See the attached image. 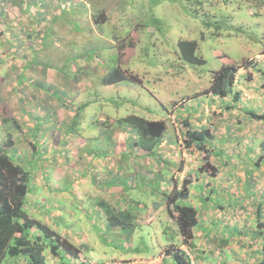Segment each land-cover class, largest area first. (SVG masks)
Masks as SVG:
<instances>
[{
    "label": "rangeland",
    "instance_id": "rangeland-1",
    "mask_svg": "<svg viewBox=\"0 0 264 264\" xmlns=\"http://www.w3.org/2000/svg\"><path fill=\"white\" fill-rule=\"evenodd\" d=\"M4 4L0 141L12 135L9 154L14 157L15 152L33 174L35 184L27 199L37 205L28 200L29 215L78 247H88L81 249L78 259L68 256V264H161L163 249L182 243L167 212L154 210L155 204H163L170 186L165 166L182 181L193 178L188 202L200 212L198 241L193 249L182 247L192 264H259L264 254V123L250 120L247 111L264 112V76L252 69L238 72L237 104L232 97L220 99L205 91L225 63L254 59L264 70V6L254 0ZM92 6L104 10L109 19L95 25ZM14 17L21 20L15 27L9 25ZM180 40H196L197 55L206 64L182 59ZM119 65L139 81L102 85L107 70ZM88 102L91 105L81 110L71 128V138L63 139L74 114ZM231 105L235 107L229 109ZM130 115L165 122L160 157L145 158L128 147L131 134L124 135L117 122ZM182 117L211 132L209 161L215 177L197 175L206 166L205 153L195 145L186 147ZM36 143L41 153L36 154ZM45 152L48 159L39 163ZM53 157L55 162H49ZM138 174L152 180L139 185ZM129 184L133 188L126 196L124 187ZM97 196L120 210L129 208L135 233L109 229L105 207L101 211L94 206ZM49 263L61 264L57 258H49Z\"/></svg>",
    "mask_w": 264,
    "mask_h": 264
},
{
    "label": "trees",
    "instance_id": "trees-1",
    "mask_svg": "<svg viewBox=\"0 0 264 264\" xmlns=\"http://www.w3.org/2000/svg\"><path fill=\"white\" fill-rule=\"evenodd\" d=\"M254 1L264 6V0ZM84 6L86 7L85 4ZM92 7L95 11L91 12L93 14L95 25H100L102 24V21H107L109 19V17H107V13L104 10L99 9L96 6ZM5 10L6 7L4 0H0V35L2 37L5 36L4 32H6V22L4 20L6 19L7 14ZM85 13L86 12H84V14ZM18 21L21 23L19 17H14L13 23L9 25H14L13 27H15ZM24 33H26V31ZM27 35L28 37H31L30 33ZM4 38L7 39V37ZM205 38L206 34L202 33V40H205ZM7 43L12 47L10 42ZM43 46L45 48L47 47L46 44ZM198 47L199 43L196 40H180L178 42V51L180 52L182 59L193 65H205L206 60L197 55ZM43 58L44 57L41 59ZM243 68L258 71L264 76V70L261 69L260 63L256 62L254 59L243 60V62L240 64L225 63L219 70L214 72L211 85L209 89L205 91V93L220 99L232 97L234 104L239 103L241 100V93L235 89V86L237 84L238 72ZM43 70H45V68L40 69L39 71ZM127 72V70L122 69L121 65L114 67L109 71L107 70L105 75L106 77H102V85L116 86L127 79L138 80L137 76ZM247 79L248 81L252 80L251 74L247 76ZM18 88L21 91L19 86ZM57 101L60 102L58 99ZM91 103L88 102L81 105L77 113L74 114L72 122L69 125L70 127H67L66 132H64L65 135L63 139L71 138V134L73 133L71 132V128L76 124L78 118H80L81 110L84 107L91 105ZM234 107L235 105L228 106L229 109ZM247 115L252 121L264 123V112L249 110L247 111ZM108 116L111 117V115ZM180 122L186 130V147L190 148L191 146L195 145L199 150L205 153L204 159L206 166L199 168L197 175L209 174L210 177H215L217 175V171L209 161L210 149H208V144L212 139L211 132L204 126L201 128L193 127L190 124L188 118L182 117ZM117 124V127L121 132L124 133V135H126L127 132H130V139L127 140L129 141L128 143H130L131 140L132 145L128 146L127 144L130 149L134 147V149L138 150L140 156L145 158L160 157V145L162 144L166 133V124L164 121H150L140 116L130 115L126 118H120ZM35 134H38V131H36ZM11 138L12 135L9 134L7 138H5L4 143L0 141V264H50L49 258H57L61 264H68V256L70 258L78 259L81 249L88 248L86 245L78 247L71 241V239L63 236V234L59 233L55 229H52L46 223L33 218L27 212L26 207L28 200L30 201L31 206L37 205L31 201V197L27 199L28 195L30 194V185L32 182L35 184V182L32 172L27 169V166L19 161V157L15 155L16 153L12 152L14 157L9 154L10 151L8 147L13 146L14 144ZM261 148L264 150V142L262 143ZM39 151L40 147H38L37 144L36 154ZM41 152L42 150L40 153ZM46 154L47 153L45 152L43 157H39V163L46 162L48 159ZM260 159H264V155L261 156ZM40 160L42 162H40ZM34 161L31 164H34ZM49 162H55V158H51V161ZM256 163L260 164L262 161H257ZM165 169H168L170 172V174L167 176V182L169 181L170 186L169 189L164 192L165 194H163V204H155L154 210L159 214L161 212H167L169 218L178 226L182 243L179 245L172 243L166 246L162 252L163 259L161 264H192L190 257L182 249V247L185 246L189 249H193L198 241L195 231L199 226L200 212L194 205L188 202L192 195L191 187L193 186V178H188L182 181L174 176L170 169L166 166ZM64 176L61 177V180H63ZM55 177L57 179L59 178V176ZM136 177H140L139 185H147L148 182L152 180V178H148L147 175L138 174ZM165 180V177H161L162 182ZM68 182L69 178H67L66 184L71 185ZM124 188L126 189L124 193L126 195L133 187H131L129 184L125 185ZM64 190H62V192H64ZM32 195L34 194L31 193V196ZM96 199L98 200H95L96 202L94 206L97 209L102 211V205L105 207V217L107 219L106 224L109 229H119L122 227L125 229H130L132 234L135 233L132 215L129 208L121 209V211L109 202V204L106 202L102 203L101 196H97ZM37 200L38 202H41L39 199ZM35 208L36 206H34V209ZM259 213L260 210L258 214ZM211 230L212 229H210V227H208L206 230V235L208 238L212 233ZM235 232H238L237 229ZM195 239L196 243H194ZM224 242L222 243H228V241L225 243ZM259 264H264V254L262 255Z\"/></svg>",
    "mask_w": 264,
    "mask_h": 264
},
{
    "label": "crops",
    "instance_id": "crops-1",
    "mask_svg": "<svg viewBox=\"0 0 264 264\" xmlns=\"http://www.w3.org/2000/svg\"><path fill=\"white\" fill-rule=\"evenodd\" d=\"M73 242V241H72ZM73 243H75V242H73ZM76 244V243H75Z\"/></svg>",
    "mask_w": 264,
    "mask_h": 264
}]
</instances>
